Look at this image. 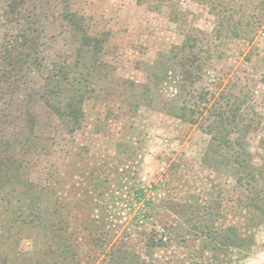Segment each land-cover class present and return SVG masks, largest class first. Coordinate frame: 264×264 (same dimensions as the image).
I'll use <instances>...</instances> for the list:
<instances>
[{
	"label": "rangeland",
	"instance_id": "374dc122",
	"mask_svg": "<svg viewBox=\"0 0 264 264\" xmlns=\"http://www.w3.org/2000/svg\"><path fill=\"white\" fill-rule=\"evenodd\" d=\"M0 264H264V0H0Z\"/></svg>",
	"mask_w": 264,
	"mask_h": 264
},
{
	"label": "trees",
	"instance_id": "16d2710c",
	"mask_svg": "<svg viewBox=\"0 0 264 264\" xmlns=\"http://www.w3.org/2000/svg\"><path fill=\"white\" fill-rule=\"evenodd\" d=\"M191 36H192V34L190 33L188 36H187V39L189 40H191ZM194 42V41H193ZM190 45H192L191 43H190ZM165 70H167V69H165ZM156 72L157 73H160V74H163V71H162V67H159V68H157L156 69ZM165 76H167V74L165 73ZM161 82L162 81V79H154V82ZM158 90V92L160 91V89L158 88L157 89ZM152 101V100H151ZM153 102V101H152ZM188 107H186V106H181L180 107V109H179V111L181 112L180 113V116L182 117V118H187V115H186V111L188 110L190 113H195V107H193L192 109L191 108H188ZM222 116H224V113L223 114H221ZM236 164H238V166H239V169H241L242 171H246V169H248V166H246V163L245 162H239L238 161V163H236ZM143 193L142 192H138L137 193V195H139V196H141ZM137 198H138V196H137ZM17 203L19 204L20 203V201H17ZM35 210H38V206L36 207V209ZM20 211H22V210H20ZM21 222V224H23V225H26V226H30V225H28V223H24L23 221H20ZM37 223H39V221L37 220L36 221Z\"/></svg>",
	"mask_w": 264,
	"mask_h": 264
}]
</instances>
